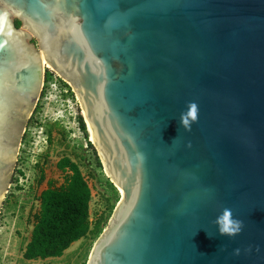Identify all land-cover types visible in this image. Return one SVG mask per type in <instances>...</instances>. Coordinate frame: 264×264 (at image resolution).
I'll return each instance as SVG.
<instances>
[{"label":"water","instance_id":"1","mask_svg":"<svg viewBox=\"0 0 264 264\" xmlns=\"http://www.w3.org/2000/svg\"><path fill=\"white\" fill-rule=\"evenodd\" d=\"M49 69L121 193L86 264H264V0H0V215Z\"/></svg>","mask_w":264,"mask_h":264},{"label":"rangeland","instance_id":"2","mask_svg":"<svg viewBox=\"0 0 264 264\" xmlns=\"http://www.w3.org/2000/svg\"><path fill=\"white\" fill-rule=\"evenodd\" d=\"M56 76L49 82L43 96L42 118L36 119L29 127V141L22 145L24 151L20 155L24 159L22 163L18 162L17 167L24 174H18V184L12 183L0 215V264H84L87 260L95 242L91 236L75 242L61 257L28 260L23 256L34 224L31 209L35 212L39 208V195L48 187V182L56 185L64 182V173L57 167L63 156L68 155L80 163L88 179L93 193L92 219L104 213L106 226L111 215L109 204L113 202L114 192L108 184L109 179L103 167L93 163L95 153L88 144L91 134L87 128L86 137L80 129L78 115L81 110L75 96L65 95L68 88L62 86ZM49 126H53L52 139L47 131ZM82 154H86L87 159H83ZM39 166L45 169L43 182L38 181ZM117 192L120 198L121 193L119 190Z\"/></svg>","mask_w":264,"mask_h":264},{"label":"trees","instance_id":"3","mask_svg":"<svg viewBox=\"0 0 264 264\" xmlns=\"http://www.w3.org/2000/svg\"><path fill=\"white\" fill-rule=\"evenodd\" d=\"M16 23L18 26L20 25V21L17 20ZM54 76L56 75H54L53 72H46V83L43 96H45L49 82ZM56 78L62 86L68 88V92H66L65 95L74 97L70 86L58 78V76H56ZM41 107L40 100L29 123L23 145L29 141V127L34 123L36 115L41 110ZM78 122L80 129L85 133V136L88 137L87 126L82 114L78 115ZM47 131L49 138L52 139L53 126H49ZM88 144L89 148H92L95 153L93 163L95 162L97 166H102L91 141H89ZM23 151L24 147L22 146L21 152ZM82 158L87 159V155L82 154ZM23 159V155H20L19 164L22 163ZM46 161L47 160H45V162ZM57 167L64 173V182L60 185L48 182V187L43 189L39 195V208L35 212L31 209L34 224L30 239L27 242L23 253V256L28 260H44L61 257L75 242L83 238L91 236L96 240L105 228L104 225L107 217L104 213L94 219L91 217V201L93 198L92 188L89 185L88 179L86 178L80 163L66 155L58 161ZM39 170L40 177L38 181L43 182L45 180V169L43 166H39ZM18 174H24V171L19 167L16 169L13 183L18 184ZM108 184L114 192L113 202L109 204L112 213L116 205L115 201L120 198L115 186L110 180H108ZM6 200H8V198H6ZM86 262L87 260L84 261V264H86Z\"/></svg>","mask_w":264,"mask_h":264},{"label":"clouds","instance_id":"4","mask_svg":"<svg viewBox=\"0 0 264 264\" xmlns=\"http://www.w3.org/2000/svg\"><path fill=\"white\" fill-rule=\"evenodd\" d=\"M198 119V106L195 102H189L186 112L180 116V124L185 130L190 131L191 126ZM215 223L221 235L235 236L243 227L242 221L233 218L232 210L224 208L222 213L217 216Z\"/></svg>","mask_w":264,"mask_h":264}]
</instances>
